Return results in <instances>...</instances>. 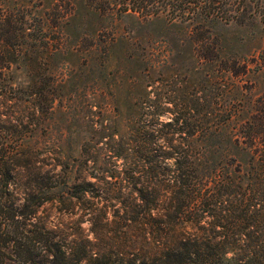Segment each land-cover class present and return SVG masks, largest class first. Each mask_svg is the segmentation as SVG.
Masks as SVG:
<instances>
[{
	"label": "rangeland",
	"instance_id": "1",
	"mask_svg": "<svg viewBox=\"0 0 264 264\" xmlns=\"http://www.w3.org/2000/svg\"><path fill=\"white\" fill-rule=\"evenodd\" d=\"M104 7L99 0H0V145L18 141L28 159L15 188L36 185L41 172L42 190L45 174L52 176L39 217L70 239L93 237L84 210L69 205L75 184L92 181L94 199L113 218L138 201L142 175L154 182L158 173L168 187L172 154L238 156L251 173L249 135L264 129V21L169 23ZM231 173L243 187L219 190L197 230L264 234V191L256 192L253 226L236 191L254 195L255 182L248 172Z\"/></svg>",
	"mask_w": 264,
	"mask_h": 264
},
{
	"label": "trees",
	"instance_id": "2",
	"mask_svg": "<svg viewBox=\"0 0 264 264\" xmlns=\"http://www.w3.org/2000/svg\"><path fill=\"white\" fill-rule=\"evenodd\" d=\"M99 1L107 7L103 9L133 14L143 20L162 17L169 23H187L204 17L227 23H242L251 18L264 21V0ZM259 60L264 65V48ZM261 121L264 126V119ZM249 136L255 154L248 163L251 173L250 169L244 170L246 163L238 156L214 160L207 153L202 157L172 154L167 158H173L175 168L170 179H166L168 187H160L158 173L152 176L154 182L142 175L138 201L124 203L122 211L114 213L113 218L109 217L108 205L94 199L96 195L88 187L92 181L75 184L71 187L69 205L72 211L84 210L83 215L92 224L93 237L79 232L71 239L64 230L41 224V205L51 198L55 187L53 183L49 185L52 176L49 172L45 174L48 187L42 190L41 172L33 179L36 185L28 187L23 183V189L15 188L16 175L28 159L18 141L17 144L3 141L0 145V264H264V234L215 236L197 230L204 226L202 220L219 198V190L231 185L243 187L244 180L235 177L231 173L233 169L241 175L248 172L255 182L254 195L236 192L240 195L239 202L245 203L240 210L245 213L243 219L253 218V226L258 220L259 209L253 202L257 190L264 191V129ZM233 141L248 150L241 138Z\"/></svg>",
	"mask_w": 264,
	"mask_h": 264
}]
</instances>
